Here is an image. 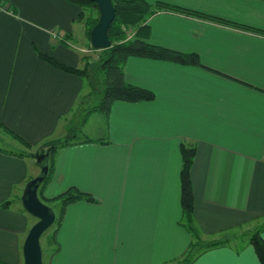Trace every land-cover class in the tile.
I'll use <instances>...</instances> for the list:
<instances>
[{"label":"crops","instance_id":"crops-1","mask_svg":"<svg viewBox=\"0 0 264 264\" xmlns=\"http://www.w3.org/2000/svg\"><path fill=\"white\" fill-rule=\"evenodd\" d=\"M144 1L240 26L173 11L148 19L147 42L195 53L203 67L128 59L126 81L155 98L115 102L92 135L86 130L89 115L82 126L86 137L76 136L56 151L55 172L42 196L53 198L77 187L97 202L66 208L58 231L60 250L48 264L181 259L193 242L181 222L183 144L196 149L191 180L195 225L203 239L231 237L236 229L264 220V0ZM9 4L18 12L0 9V123L32 146H23L0 126L5 141L0 145V261L13 264L20 261L29 228L37 221L21 204L27 182L37 176L29 159L36 165L47 143L61 142L74 114L86 109L81 103L84 79L45 62L37 49L82 67L86 29L78 21L81 8L67 0ZM65 34L72 35L67 44L61 41ZM8 200L11 204L2 207ZM236 235L191 264H261L252 244Z\"/></svg>","mask_w":264,"mask_h":264},{"label":"trees","instance_id":"trees-1","mask_svg":"<svg viewBox=\"0 0 264 264\" xmlns=\"http://www.w3.org/2000/svg\"><path fill=\"white\" fill-rule=\"evenodd\" d=\"M81 8L78 21L85 24L88 36L91 37V31L99 20V8L93 0H67ZM116 9V15L114 21L109 28V37L112 41V46L107 49L101 50L100 60L91 62L88 56L84 55V65L82 67H73L64 64L57 60L55 57L46 54L37 49L39 57L52 66L65 71L70 74H74L82 77L84 80H88L91 92L86 96L83 95L82 105L86 103L88 98L92 96L100 99L97 105H94L89 110L92 112H103L109 114L112 105L117 101L136 103L142 101H151L155 98V94L145 88L134 86L129 84L125 79V65L130 57H144L157 60L171 61L182 65L202 66L200 58L195 53H183L168 49L165 47L157 46L146 41L149 36V27L146 24L148 19L159 12L173 11L191 16H196L209 20L212 22L221 23L224 25L240 26L232 22H228L224 19L202 14L196 11L181 8L175 5L158 2L154 5L147 3L144 0H112ZM10 0H0V9L10 10L17 14V9L10 4ZM247 28L245 26H241ZM134 29V38H128L127 30ZM253 30V29H252ZM257 31V30H256ZM264 33V32H263ZM71 34H65L61 36V41L69 43L71 40ZM91 49L95 50L94 48ZM104 78L103 87L98 90V84L101 83L100 78ZM97 78V79H96ZM93 98V97H92ZM12 137L20 142L23 146L31 148V144L24 138L19 136L13 130L0 123ZM72 138V137H71ZM73 139L67 138L61 142L47 143L53 150L50 155L49 172L47 178L39 188L41 197L52 203L59 202L61 204L58 215L56 214L55 228L52 235L48 238L50 245H53L52 254L55 255L60 250V243L58 241V231L63 223L66 208L75 202H97L96 198L86 192L81 191L77 187H71L67 191L58 194L53 198H46L42 196V188L52 179L55 172L54 155L58 148L67 146L73 143ZM86 141H91L87 139ZM196 149L193 146L181 145L182 154V169H181V206L183 210L182 225L185 226L193 237L187 252L181 259L176 261L167 262L165 264H191L194 259L201 253L208 249L216 248L226 245L233 238L232 237H219L212 240H205L202 238L201 231L195 225V199L193 193V185L191 180V167L195 157ZM11 204V200H8L2 204V207H8ZM264 231V224L249 237V242L255 249V252L260 260L261 264H264V239L262 232ZM236 235V234H234ZM237 236V235H236ZM0 264H6L0 261Z\"/></svg>","mask_w":264,"mask_h":264},{"label":"water","instance_id":"water-1","mask_svg":"<svg viewBox=\"0 0 264 264\" xmlns=\"http://www.w3.org/2000/svg\"><path fill=\"white\" fill-rule=\"evenodd\" d=\"M99 8V20L91 31L90 42L95 50H103L112 46L109 37V28L115 19L116 9L112 0H93ZM53 147L50 146L43 154L36 156V165L40 173L30 179L21 196L23 208L37 221L30 228L23 244L24 264H44L43 248L41 244L42 235L55 223L56 212L45 204L39 197V188L47 178L49 172V161Z\"/></svg>","mask_w":264,"mask_h":264},{"label":"rangeland","instance_id":"rangeland-1","mask_svg":"<svg viewBox=\"0 0 264 264\" xmlns=\"http://www.w3.org/2000/svg\"><path fill=\"white\" fill-rule=\"evenodd\" d=\"M84 26H85V24H84ZM85 29H86V38L84 40H82V43L80 45V49H82V50H80V53L83 56L84 55L88 56V58H89V60L91 62L98 61V60H100V55H101L102 51L101 50H93V49H91V42H90V38L88 36V31H87L86 26H85ZM134 31H135L134 29L127 30L128 38H131V39L134 38V33H135ZM99 78H100L101 83L98 84V82H97L98 90L103 87L102 84L104 83L103 82L104 78H102V77H99ZM84 81H85V88H84V93L83 94H84V96H86L88 93L91 92V89H90V86H89V83H88L89 81L88 80H84ZM92 97L87 99L86 104H85V106H86L85 108L86 109H90L94 105H97L99 103L100 99L98 97H95V96H92ZM86 109H85V111L83 113L81 112V114H78V113L74 114L76 116V118H75L76 120L74 119V121L72 123L73 125L67 130V136H62L61 141H65L67 138L72 139V138H74V136H75V138L77 136L79 139L84 138V137H86V130L88 131V133L90 135H92V134H94V133H96L97 131L100 130V127H101V123L100 122H102V116L105 113H103V112H92V113H89V110H86ZM89 115L90 116L92 115V117H91V120L89 121L88 128L86 130L84 129L85 130L84 131V130H82V126H83V123L85 122V120L87 119V117H90ZM75 121H76V123H75ZM0 132H2V131L0 130ZM4 142H5L4 141V135L0 134V145H3ZM13 142H14L13 144L15 145V147L18 146V144L15 143L16 142L15 140ZM12 151H14V150H12ZM29 163H30V166L34 168V172L36 173V175H38L39 168L35 165V163H32V160H30V159H29ZM38 195H39L40 199L45 204L51 206L54 209V211L56 212V214L58 215V213L60 211L61 204L59 202L50 203V202L44 200L41 197L40 192H38ZM27 214H28L30 220H32V221L36 220V218L34 216H32L29 213H27ZM262 222H264V220H260V221L256 222L255 224L252 223V224L246 225V226H244V227H242L240 229H236L235 232H236V234H238L240 236V239H242V242L249 241V237L252 234V232H255L260 227L261 224H264ZM54 228H55V223L41 237L44 264H48L49 259H50L51 254H52V249L54 248V246L50 245L49 242H48V238L54 232ZM232 236H234V235H232ZM236 238H237V236H236ZM238 242H240V241L236 240L233 243H238ZM13 264H24L23 250H22V253H21L20 261L19 262H15Z\"/></svg>","mask_w":264,"mask_h":264}]
</instances>
